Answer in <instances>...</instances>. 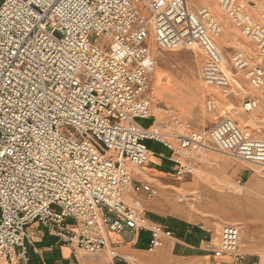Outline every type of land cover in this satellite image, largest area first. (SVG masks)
Here are the masks:
<instances>
[{"label":"built area","instance_id":"1","mask_svg":"<svg viewBox=\"0 0 264 264\" xmlns=\"http://www.w3.org/2000/svg\"><path fill=\"white\" fill-rule=\"evenodd\" d=\"M215 1L255 44V54L236 50L231 67L264 101V26L238 0ZM222 31L207 6L194 11L187 0H0L1 264H31L35 222L89 254L108 247V231L149 230L148 250L161 247L171 233L126 203L130 192H158L134 184L128 166L147 162V140L175 151V138L187 153L210 141L264 167V140L230 117L189 134L172 133L175 126L191 128L175 116L149 127L139 121L153 116L154 48L199 46L203 81L230 94L214 39ZM102 37L107 50L98 45ZM215 106L208 102L210 110ZM243 107L250 112L257 101ZM175 161L177 173H193L190 163ZM241 237L240 227L226 224L208 248L243 264Z\"/></svg>","mask_w":264,"mask_h":264},{"label":"crops","instance_id":"2","mask_svg":"<svg viewBox=\"0 0 264 264\" xmlns=\"http://www.w3.org/2000/svg\"><path fill=\"white\" fill-rule=\"evenodd\" d=\"M238 1L255 22L264 26V0ZM187 2L194 11L207 6L222 25L221 35L214 39L225 60L229 59L231 62L238 49L255 54L254 42L227 18L215 0ZM255 58L258 60L257 55ZM167 76L169 79L166 80L163 74L162 78L165 80L152 85L153 89L157 90L153 116L142 119L144 122H140L141 125L146 127L161 125L175 116L191 123L193 127L191 129L175 126L172 133L189 134L191 130L207 131L230 117L236 120L235 123L237 122L241 129H248L254 137L264 140V101L261 92L254 89L242 74L240 79L246 90L238 92L239 94L232 98L225 95L218 86L182 83L173 76ZM248 99L257 101V107L250 112L241 107L242 101ZM209 101L216 105L212 115L204 111V104L206 106L207 103L208 107ZM208 109L206 108L207 111ZM202 120L204 124L199 126ZM150 141L147 162L141 167L128 166L134 184H149L158 192L156 195L146 191L130 192L126 196V203L142 212L151 223L160 225L171 233L170 236L164 237L163 245L153 251L148 250L151 238L149 230L122 233L108 231V247L99 253L89 254L74 244L63 242L54 233L35 222L29 228L31 264L235 263L227 256L213 255L208 243L219 240V228L222 224L223 226L225 223L233 224L226 221L227 218L224 216V210L227 209L225 204L228 203L229 197L228 188L239 181H246L248 185L254 187L264 185V169L243 164L236 158L231 159L232 156L218 152L210 141L206 142L204 147L190 153L180 149L175 138L170 139L177 147L175 151L160 142ZM177 157L190 163L194 169L193 173H177L178 164L175 161ZM187 197L189 198L187 202L193 205L190 207L193 213L189 217L180 213V207L186 203L184 199ZM111 248L114 249L115 255L110 252ZM244 252L247 262L243 264H251L257 254L256 251L245 248Z\"/></svg>","mask_w":264,"mask_h":264},{"label":"rangeland","instance_id":"3","mask_svg":"<svg viewBox=\"0 0 264 264\" xmlns=\"http://www.w3.org/2000/svg\"><path fill=\"white\" fill-rule=\"evenodd\" d=\"M107 42V39L105 37H102L100 38L98 45L101 49L107 50ZM154 56L156 60V65L152 73L151 86L152 84L154 86L156 82H160L161 80L164 81L165 78L166 80L169 79V76L167 75L173 76L175 80L181 81L182 83H201L204 86H208L205 84L201 76V72L203 70L206 58L199 46L194 45L192 47H183L177 50H165L154 48ZM224 70L229 75L230 80L232 82L230 94L225 95L232 98L236 97L240 92L246 90L245 86L243 85L240 79V74L235 73V71L231 68V62L229 61V59L225 60ZM163 74L165 75V78H162ZM165 82L168 83V81ZM243 102L246 101H242L241 107L244 104ZM206 108L208 109L207 103L206 106L204 104V111L211 115L214 114L215 108L211 110L208 109V111L206 110ZM232 119L236 121L234 118ZM180 120L182 121L183 119ZM139 121L142 123L144 122L142 119ZM182 122L185 124H189L192 129L193 125L191 123L185 120H183ZM202 124H204V120L200 121V124L198 125L200 126ZM215 148L218 152L224 153V155H228L227 153L219 150L216 146ZM230 158L236 160L233 157ZM237 161H240L243 164L253 165L258 169H264L263 166L255 163H249L238 159ZM227 193L229 194V197L228 203L225 204L227 209L224 210V216H226L227 218L226 221L232 222L234 225H237L242 231L240 252L242 254H245V248L253 249L257 253L255 254V259H259L260 264H263L264 185L254 187L252 185H248L246 181H239L234 186L229 187ZM184 200L186 201V203H184V205L180 207V213L185 215L186 217H189V215L193 213L190 208L193 205L187 202L189 201L188 197ZM222 226L223 224L219 228V233ZM227 257H229L231 261L233 260L230 256ZM245 262H247V260Z\"/></svg>","mask_w":264,"mask_h":264},{"label":"trees","instance_id":"4","mask_svg":"<svg viewBox=\"0 0 264 264\" xmlns=\"http://www.w3.org/2000/svg\"><path fill=\"white\" fill-rule=\"evenodd\" d=\"M150 142H151L150 140H147V141H146V144H147L148 148L151 147ZM30 258H31V257H30Z\"/></svg>","mask_w":264,"mask_h":264},{"label":"bare ground","instance_id":"5","mask_svg":"<svg viewBox=\"0 0 264 264\" xmlns=\"http://www.w3.org/2000/svg\"><path fill=\"white\" fill-rule=\"evenodd\" d=\"M155 65H156V63H155ZM154 68H155V66H154ZM154 70V69H153ZM153 85V84H152ZM154 92L156 93L157 91H156V89H154ZM170 112H171V110H170Z\"/></svg>","mask_w":264,"mask_h":264}]
</instances>
